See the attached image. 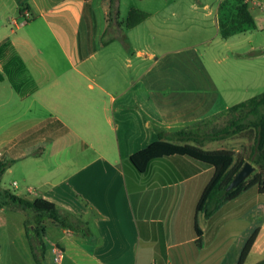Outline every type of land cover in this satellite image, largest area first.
<instances>
[{
	"label": "crops",
	"instance_id": "1",
	"mask_svg": "<svg viewBox=\"0 0 264 264\" xmlns=\"http://www.w3.org/2000/svg\"><path fill=\"white\" fill-rule=\"evenodd\" d=\"M120 6L0 0V83L10 81L17 96L2 102L12 103L15 117L0 137V157L38 183L40 192L31 185L30 194L77 224L46 230V250L65 253L60 264H223L225 247L240 237V210L264 208V197L250 188L199 219L198 248L196 199L213 169L188 157L152 161L145 173L132 167L130 157L160 133L201 124L212 107L187 91L149 86L147 50L133 34L149 14ZM257 227L249 256L264 260V223Z\"/></svg>",
	"mask_w": 264,
	"mask_h": 264
},
{
	"label": "rangeland",
	"instance_id": "2",
	"mask_svg": "<svg viewBox=\"0 0 264 264\" xmlns=\"http://www.w3.org/2000/svg\"><path fill=\"white\" fill-rule=\"evenodd\" d=\"M222 1L121 0L120 6L124 12L136 5L149 14L148 20L133 31L134 38L143 40L141 44L147 50L149 86L156 81L159 86L187 91L189 98L202 99V105L207 102L212 111L204 122L212 127L225 124L226 107L264 92V0H246L255 25L247 26L244 32L226 39L221 37L218 28V10ZM150 53L154 54L153 58H149ZM11 89L10 81L0 83V137L11 131L14 123L12 103L2 105L5 98H11L12 94L17 97L14 90L10 93ZM252 144L251 139L235 136L205 140L203 145L206 149L227 148L238 155L248 156ZM42 146L35 149L39 150ZM0 161L7 159L0 157ZM22 173L23 168L19 165L13 167L12 163L1 184L22 198L34 199L35 195L28 192V186L32 185L36 192H40L41 187L36 181H23ZM202 192L197 196L196 205ZM31 217V213L20 208H0V264H37L25 231V221H33ZM204 218V215L200 217L201 223ZM263 223L264 208L256 206L244 212L240 210V237L229 247H225L226 237H223L221 244L226 248V254L222 263L235 264L252 229ZM259 260V255L251 254L245 264H256ZM43 261L45 264H57L49 249Z\"/></svg>",
	"mask_w": 264,
	"mask_h": 264
},
{
	"label": "trees",
	"instance_id": "3",
	"mask_svg": "<svg viewBox=\"0 0 264 264\" xmlns=\"http://www.w3.org/2000/svg\"><path fill=\"white\" fill-rule=\"evenodd\" d=\"M111 3L114 0H110ZM133 10L130 12L132 15ZM218 28L222 38L226 39L245 31L247 26L255 25V18L246 0H224L219 5ZM147 16L144 13V18ZM129 23H134L129 20ZM4 79L0 71V81ZM226 122L223 126L212 127L201 124L174 132L172 135L159 134L158 140L137 151L130 157L132 167L139 173H145L152 161L188 157L213 169L210 181L205 186L196 206L194 227L195 245H203V230L200 216L211 217L224 204L239 197L250 188L257 187L264 197V92L249 100L229 107L225 111ZM235 136L251 139L253 144L248 156L237 154L232 149H206L205 140H222ZM249 161L256 171L236 188L228 190L237 173ZM13 161H0V208L15 207L32 214L33 221H25L26 236L34 252L37 264H45V234L48 226L75 228L77 224L63 216L56 204L46 198H22L2 186V177ZM31 224V226H29ZM260 229L255 228L242 247L237 264H245ZM38 248L40 254H35ZM38 255V256H37ZM256 264H264V260Z\"/></svg>",
	"mask_w": 264,
	"mask_h": 264
},
{
	"label": "water",
	"instance_id": "4",
	"mask_svg": "<svg viewBox=\"0 0 264 264\" xmlns=\"http://www.w3.org/2000/svg\"><path fill=\"white\" fill-rule=\"evenodd\" d=\"M255 171L256 166H254L251 162L247 161L228 186V190L236 188L239 184L248 179Z\"/></svg>",
	"mask_w": 264,
	"mask_h": 264
},
{
	"label": "built area",
	"instance_id": "5",
	"mask_svg": "<svg viewBox=\"0 0 264 264\" xmlns=\"http://www.w3.org/2000/svg\"><path fill=\"white\" fill-rule=\"evenodd\" d=\"M28 15V13L26 14ZM26 19L23 20L21 23H18L17 25H24L26 23ZM16 185V183H14ZM52 253H53V256H54V261L58 264L62 263L63 260H64V257H65V253L64 251L58 247V246H53L52 248Z\"/></svg>",
	"mask_w": 264,
	"mask_h": 264
}]
</instances>
